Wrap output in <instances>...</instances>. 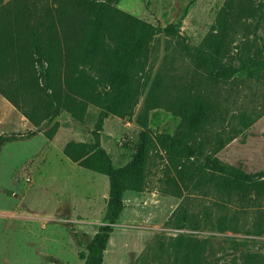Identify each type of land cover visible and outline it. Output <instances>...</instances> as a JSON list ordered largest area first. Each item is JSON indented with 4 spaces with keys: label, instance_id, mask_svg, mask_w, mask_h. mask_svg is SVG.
Returning <instances> with one entry per match:
<instances>
[{
    "label": "rangeland",
    "instance_id": "1",
    "mask_svg": "<svg viewBox=\"0 0 264 264\" xmlns=\"http://www.w3.org/2000/svg\"><path fill=\"white\" fill-rule=\"evenodd\" d=\"M226 0H120L117 7L161 29L149 44L136 80L145 85L132 118L108 116L100 132L101 147L115 167L134 153L140 133L174 134L180 119L164 109L148 113L145 127L136 122L150 84L187 86L210 98L214 115L202 133V154L190 162L201 167L206 158L246 173L264 172V75H237L229 81H207L187 55L199 47ZM254 17L232 34L229 54L264 53V0H247ZM259 22V23H258ZM264 74V71H263ZM205 94V95H204ZM99 109L89 105L84 127L93 130ZM253 118L248 128L238 117ZM52 140L0 96V136L19 135L0 148V264H83L80 253L106 223L109 196L106 176L80 168L62 150L69 141H92L67 113ZM231 138V139H229ZM218 139L224 142L221 144ZM164 153L151 148L146 187L124 194V209L107 243L103 264H264V197L226 196L209 183L194 187L167 184L175 173ZM221 222V226H219ZM218 227L223 228L222 230ZM225 229V230H224Z\"/></svg>",
    "mask_w": 264,
    "mask_h": 264
},
{
    "label": "trees",
    "instance_id": "2",
    "mask_svg": "<svg viewBox=\"0 0 264 264\" xmlns=\"http://www.w3.org/2000/svg\"><path fill=\"white\" fill-rule=\"evenodd\" d=\"M119 2L10 0L2 4L0 0V95L35 128L27 137L43 133L51 140L60 126L56 118L62 113L83 128L87 107L99 109L94 129H82L92 141H70L62 150L80 168L109 180L106 223L99 227L86 252L80 253L83 264H103L113 226L124 209V194L140 193L146 187L151 148L164 153L167 170L175 173L167 184L177 189L196 178L195 188L209 183L228 197H264V172L246 173L215 157L206 158L201 167L192 166L190 161L202 154V133L210 125L214 106L210 98L187 86L169 89L176 87L164 86L159 76L150 84L136 122L144 128L151 110L164 109L180 119L176 132L150 138L143 130L131 159L124 166L113 165L100 144L103 122L108 116H134L145 88L136 75L150 42L161 32L166 36L178 32L174 25L161 29L120 10ZM251 6L247 0H226L202 44L187 51L193 67L207 81H229L240 74L248 78L264 75L260 47L251 56L239 54L237 65L228 52L237 28L247 31L243 19L254 17ZM238 120L243 128L254 121L246 115ZM20 138L25 137L1 135L0 148Z\"/></svg>",
    "mask_w": 264,
    "mask_h": 264
},
{
    "label": "crops",
    "instance_id": "3",
    "mask_svg": "<svg viewBox=\"0 0 264 264\" xmlns=\"http://www.w3.org/2000/svg\"><path fill=\"white\" fill-rule=\"evenodd\" d=\"M10 0H2V4H6V3H8ZM1 96V95H0ZM2 97V96H1ZM6 102H8L4 97H2ZM9 103V102H8ZM10 104V103H9ZM11 105V104H10ZM12 106V105H11ZM13 107V106H12ZM14 108V107H13ZM28 121V120H27ZM29 123V122H28ZM30 124V123H29ZM31 125V124H30ZM32 126V125H31ZM33 127V126H32ZM35 130V128L33 127V130H31V131H34ZM30 131V132H31ZM91 131V130H90ZM57 133V132H56ZM85 133H87V132H85ZM39 134V133H38ZM43 134V133H42ZM87 134H89V133H87ZM56 135V134H55ZM36 136V135H35ZM34 137V136H33ZM45 137V136H44ZM46 138V137H45ZM54 138V137H53ZM52 138V139H53ZM47 139V138H46ZM51 139V140H52ZM47 140H49V139H47ZM70 142V141H69ZM76 142V141H75ZM68 143V142H67ZM66 143V144H67ZM85 143V142H84ZM101 144V143H100ZM65 146V145H64ZM68 159V158H67ZM69 160V159H68Z\"/></svg>",
    "mask_w": 264,
    "mask_h": 264
}]
</instances>
